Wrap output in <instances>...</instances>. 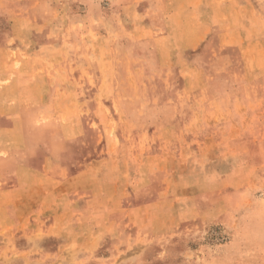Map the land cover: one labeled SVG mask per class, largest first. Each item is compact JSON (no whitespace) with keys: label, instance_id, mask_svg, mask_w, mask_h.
Returning <instances> with one entry per match:
<instances>
[{"label":"rangeland","instance_id":"374dc122","mask_svg":"<svg viewBox=\"0 0 264 264\" xmlns=\"http://www.w3.org/2000/svg\"><path fill=\"white\" fill-rule=\"evenodd\" d=\"M0 264H264V0H0Z\"/></svg>","mask_w":264,"mask_h":264}]
</instances>
